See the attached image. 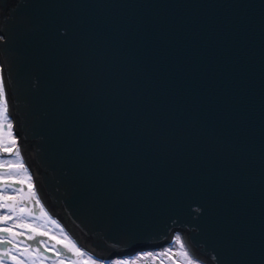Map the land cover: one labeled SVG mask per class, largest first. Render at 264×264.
<instances>
[{"label": "water", "instance_id": "obj_1", "mask_svg": "<svg viewBox=\"0 0 264 264\" xmlns=\"http://www.w3.org/2000/svg\"><path fill=\"white\" fill-rule=\"evenodd\" d=\"M0 65L20 158L83 250L183 236L264 264V0H0Z\"/></svg>", "mask_w": 264, "mask_h": 264}, {"label": "snow or ice", "instance_id": "obj_2", "mask_svg": "<svg viewBox=\"0 0 264 264\" xmlns=\"http://www.w3.org/2000/svg\"><path fill=\"white\" fill-rule=\"evenodd\" d=\"M0 153H8L15 155V161L0 162V169L8 168V171H0V183H3L4 191H0V209H6L7 213L0 215V245H14L18 237L26 236L28 240L35 241L38 237H47V239H40V245H43L45 251L52 252L57 257H61L57 264H64V254L59 250L64 248L71 253L69 264H96L91 256L87 259H81L86 256L80 247L72 241L57 221L52 219L44 207L41 205L34 186L31 183V176L29 175L25 165L20 158V151L17 146V141L12 135V123L8 116V105L5 99V89L2 80H0ZM8 177H16L13 183L25 184L28 189L25 192L23 188H13V183L5 182ZM13 188L17 193L16 196L6 194V190ZM28 203H35L39 206V213L31 207H27ZM9 221H12L10 224ZM49 225L60 229V238L51 234L52 229ZM16 229H23L16 231ZM54 241V243H49ZM22 242V241H21ZM175 244L179 246L178 255L181 257L180 264H195V261L185 250L184 244L180 236L175 237ZM35 251L38 257L48 259L39 248L33 249V245L28 244L23 251L16 254L15 248H0V264H6L8 259H11L12 264H25L21 259L24 256H31ZM115 264H137V261L118 260Z\"/></svg>", "mask_w": 264, "mask_h": 264}, {"label": "rangeland", "instance_id": "obj_3", "mask_svg": "<svg viewBox=\"0 0 264 264\" xmlns=\"http://www.w3.org/2000/svg\"><path fill=\"white\" fill-rule=\"evenodd\" d=\"M0 80H2V74H1V65H0ZM9 116V114H8ZM10 120H11V117L9 116ZM11 123H12V120H11ZM13 125V123H12ZM12 135L15 137L16 141H17V145H18V139L16 138L15 134L13 133V130H12ZM11 156V155H10ZM17 158L15 157V155H12L11 157H5L4 155H2V153H0V162H7V161H15ZM22 162L23 164L25 165V162H24V159H22ZM26 167V165H25ZM29 175L31 176V183L32 185L34 186V179H33V176L30 172V170L26 167ZM0 171H8V168L6 167L5 169H0ZM16 180V177H8L6 178L5 182L7 183H13L14 181ZM13 188H23L24 191L26 192L27 189H28V185L27 183L25 184H19V183H13ZM13 188H9L6 190V194L10 195V196H16L18 195L17 193H15L13 191ZM35 190V188H34ZM0 191H4V188H3V183H0ZM36 192V191H35ZM37 193V192H36ZM39 200H40V203L42 205V202H41V199L39 197V195L37 194ZM32 205V208L35 210V212L37 213V210L35 209V206H37L35 203H31ZM43 206V205H42ZM39 207V206H38ZM45 209V208H44ZM46 210V209H45ZM47 211V210H46ZM7 213V210L6 209H0V215H4ZM48 213V212H47ZM49 214V213H48ZM49 216L54 219L55 221H57L54 217H52L50 214ZM58 222V221H57ZM9 223L11 224L12 221H9ZM59 223V222H58ZM59 225L61 226V228L63 229L64 233L67 234V236L72 240V237L69 235V233L65 230V228L62 226V224L59 223ZM49 228L52 229V233L53 235L57 236V238H60L61 234H60V229H57L55 228L53 225H49ZM23 229H16V231H22ZM24 238V239H23ZM181 238V241L183 242V239H182V236H180ZM30 241V244L31 245H34L33 246V249L35 248H39L41 252L44 253V256L48 257V259H43V257H38L37 254L35 253V251L32 252V255L31 256H24V257H21V259H23L25 261V264H57L58 260L61 259V257H57L56 255H54L52 252H49L47 254V252L44 250V246L43 245H40L39 241H38V238L37 240L35 241H31V240H28L26 238V236H21V237H18L17 238V241L14 243V245H0V248H15L16 249V254L19 255V252L22 251V248H24V243L25 241ZM22 241V242H21ZM75 242V241H74ZM50 244L51 243H54V241H50L49 242ZM76 243V242H75ZM77 244V243H76ZM184 244V242H183ZM78 247H80L78 244H77ZM184 247H185V250L188 251L186 245L184 244ZM81 248V247H80ZM61 249V248H60ZM59 249V250H60ZM81 250L86 253V256L85 257H82L81 259H87V256H91L93 258V260L96 261V264H115V261H118V260H128V261H137V264H180V261H181V257L178 255L180 249H179V246L176 245V244H173V245H170L166 248H163V249H159V250H148V251H143L141 253H138L136 255H133V256H130V257H127V258H115L114 260H112L111 262H107L105 260H98L96 259L95 257H93L92 255H90L88 252H86L85 250H83L81 248ZM63 251L62 252L64 254V257L63 258H68V259H65V262L64 264L68 263L69 262V259L71 258V253L67 252L64 248H63ZM189 253V252H188ZM190 254V253H189ZM191 256V255H190ZM192 257V256H191ZM193 258V257H192ZM194 260V259H193ZM195 261V260H194ZM6 264H12V261L11 259L7 260L6 261ZM195 264H202L198 261H195Z\"/></svg>", "mask_w": 264, "mask_h": 264}, {"label": "flooded vegetation", "instance_id": "obj_4", "mask_svg": "<svg viewBox=\"0 0 264 264\" xmlns=\"http://www.w3.org/2000/svg\"><path fill=\"white\" fill-rule=\"evenodd\" d=\"M27 207H31V208H32L31 203H28V204H27ZM35 209L37 210V213H39V207H38V206H35ZM23 239H24V238H23ZM40 239H47V237H38V241H39ZM24 241H25V243H24V247H25L26 245L30 244V241H26V240H24ZM33 246H34V245H33ZM23 249H24V248H22V251H23ZM44 250H45V248H44ZM60 251H61V252H64V251H63V248H61ZM46 252H47V254L49 253L48 251H46ZM8 260H9V259H8Z\"/></svg>", "mask_w": 264, "mask_h": 264}, {"label": "bare ground", "instance_id": "obj_5", "mask_svg": "<svg viewBox=\"0 0 264 264\" xmlns=\"http://www.w3.org/2000/svg\"><path fill=\"white\" fill-rule=\"evenodd\" d=\"M8 97V96H7ZM7 105H8V102H7ZM8 107H9V105H8ZM182 239H183V242H184V244L186 245V242H185V239H184V237L182 236ZM186 247H188L187 245H186ZM188 252L190 253V255L193 257V259L195 260V261H198V262H200V263H202L201 261H199L191 252H190V250H188ZM202 264H204V263H202Z\"/></svg>", "mask_w": 264, "mask_h": 264}, {"label": "trees", "instance_id": "obj_6", "mask_svg": "<svg viewBox=\"0 0 264 264\" xmlns=\"http://www.w3.org/2000/svg\"><path fill=\"white\" fill-rule=\"evenodd\" d=\"M2 155H4L5 157L7 156V157H11L8 153H2Z\"/></svg>", "mask_w": 264, "mask_h": 264}]
</instances>
